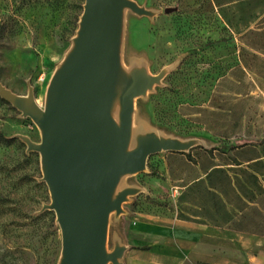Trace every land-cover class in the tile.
Masks as SVG:
<instances>
[{"label":"rangeland","instance_id":"obj_1","mask_svg":"<svg viewBox=\"0 0 264 264\" xmlns=\"http://www.w3.org/2000/svg\"><path fill=\"white\" fill-rule=\"evenodd\" d=\"M146 7L175 13L161 14L153 21L127 18L125 62L144 59L152 74L178 62L147 102H138L140 118L166 133L180 137L195 136L192 123H184L179 105L186 101L202 103L220 76L236 61V48L242 49L250 62L248 83L242 99L243 118L253 131L264 133V43H221L220 36L236 33L264 34V0H245L238 16L250 27H227L207 0H136ZM84 0H0V82L19 96L27 94L26 82L34 88L38 106L42 107L48 82L70 45L82 13ZM239 100V99H236ZM239 108H229L227 116L235 119ZM223 115V113L221 114ZM255 131V132H258ZM16 135L39 142V133L29 119L0 99V264H56L60 251V233L53 212L37 215L49 194L41 178L39 157L26 154V147ZM197 137V136H196ZM215 142V141H214ZM239 142H257L242 140ZM150 158L147 168L152 173ZM149 173V174H150ZM149 174L129 180L147 186ZM258 189L256 190V193ZM129 216L120 224L126 243L134 213L164 215L162 206L149 204L145 195L125 206ZM251 226L263 230L264 222L252 213ZM225 237L219 236L220 243ZM248 249L222 253L234 264H264V241H244ZM230 244V243H229ZM247 246V245H246ZM225 257V256H224ZM125 264H130L129 256ZM199 264V263H196Z\"/></svg>","mask_w":264,"mask_h":264},{"label":"water","instance_id":"obj_2","mask_svg":"<svg viewBox=\"0 0 264 264\" xmlns=\"http://www.w3.org/2000/svg\"><path fill=\"white\" fill-rule=\"evenodd\" d=\"M136 0H84L70 45L56 66L38 106L34 88L19 96L0 82V99L29 119L39 142L16 135L26 154L39 157L49 194L37 215L53 212L60 233L56 264H125L130 250L120 224L125 206L147 190L129 180L149 174L151 157L219 147L205 138L180 137L140 118L147 102L178 62L152 74L140 58L125 62L127 18L150 22L175 13Z\"/></svg>","mask_w":264,"mask_h":264},{"label":"crops","instance_id":"obj_3","mask_svg":"<svg viewBox=\"0 0 264 264\" xmlns=\"http://www.w3.org/2000/svg\"><path fill=\"white\" fill-rule=\"evenodd\" d=\"M244 1L207 0L230 28L252 26L237 14ZM182 4L189 5L184 0ZM217 41L264 43V34L236 33L234 29ZM242 49L248 48L237 46L236 61L218 78L204 102L179 105L184 123L194 126L195 137L219 147L151 157L153 172L145 187L146 200L162 206L164 215L134 213L128 231L130 250L125 255L130 264H234L222 252L234 250L236 237L242 250L248 249L245 240L264 241V228L250 222L252 213L264 222V133L249 128L242 115L251 66ZM260 63L264 65V60ZM234 107L240 110L232 119L227 112ZM242 140L257 141V145L222 149ZM219 236L225 241L220 243Z\"/></svg>","mask_w":264,"mask_h":264},{"label":"trees","instance_id":"obj_4","mask_svg":"<svg viewBox=\"0 0 264 264\" xmlns=\"http://www.w3.org/2000/svg\"><path fill=\"white\" fill-rule=\"evenodd\" d=\"M257 145V142H239V143H236L235 146H231V147H227V148H222L223 150L224 149H229V150H233V149H236V148H242V147H245V146H255Z\"/></svg>","mask_w":264,"mask_h":264}]
</instances>
